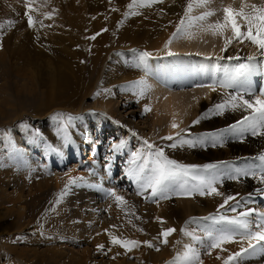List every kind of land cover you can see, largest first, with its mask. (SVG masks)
I'll return each instance as SVG.
<instances>
[{
    "label": "rangeland",
    "instance_id": "374dc122",
    "mask_svg": "<svg viewBox=\"0 0 264 264\" xmlns=\"http://www.w3.org/2000/svg\"><path fill=\"white\" fill-rule=\"evenodd\" d=\"M30 2L35 9L29 13L35 21L31 28L25 15L26 0H0V26H3L0 28V264H13L14 261L16 264H37V259L34 258L25 259L23 263L21 254L27 257H33L36 253L54 256L60 249L67 252L70 260L80 259L84 261L82 264H95L99 253L95 249L96 245L108 241L110 235L126 240L137 232H145L146 225L151 219L146 214V208H142L141 205L147 207L151 206V203H156L161 207L184 209L187 205L198 208L199 204L203 208L200 205L201 200L206 203L210 196L195 194L191 198L172 196L169 199H151V192L148 191L149 197L141 200L136 206L133 201L136 195L133 189L135 181L126 175L129 170L126 164L107 152L105 144L108 143L107 137L113 130L103 126L100 127L101 134L92 127L94 139L97 141L100 138L102 142L104 141L105 147L100 148L101 151H98L90 163L93 162L96 169L100 168L104 176L97 179L90 175L86 176L84 174L87 173V169L84 168H79L77 173L73 172L75 169L73 166L78 162V158L73 157V154L78 155L81 152L79 147H82L78 137V130L81 131L82 125L77 126V123L81 121L84 112L98 115L97 111L90 108L96 103V96L101 97L100 94H105L104 90L110 89L109 86L112 85L110 79H113L116 85L113 89L127 92L129 89L133 90L134 100L132 99L130 106L137 107L143 98H146L147 93L140 97L141 90L136 91L131 87V77L136 72L132 51L124 50L117 42L114 45L108 44L109 41L100 39L101 34L98 32L102 27L101 23L121 25V21L125 23L137 21L144 13L140 12L144 8L137 9L140 15L126 17L125 14L129 11L127 6L131 0H30ZM151 8L155 7L149 9ZM46 14L50 15L51 19L46 18ZM92 36H96V39H90ZM97 42L100 46H105L97 65L99 69L95 75L90 76L89 71L83 68L81 94L78 104L73 107L72 98L54 93L52 81L59 73L58 66L64 61L72 60V57L78 58L74 63L82 68L85 46L89 45L88 50H92ZM258 65L263 67L260 73L263 81L262 56H259ZM115 70L119 73L113 76L112 71ZM91 80V86L86 89ZM102 81L107 85L100 88ZM253 86L254 83H248L247 89ZM262 86L260 83L257 94L252 98L258 96L263 99ZM194 87L190 84L186 89ZM247 89H225L227 93L225 101L230 95H236L238 92L244 97ZM120 92L115 91L117 100L122 99ZM211 106V104L208 106L209 112L215 109ZM144 108L141 118L133 119L132 123L138 125L142 121L150 120L149 113H145ZM97 110L105 112L99 106ZM120 112L126 115L124 109H120ZM231 112V107H227L223 111L225 117H220L228 118ZM210 113L214 114L215 111ZM69 117L72 119L69 120ZM231 125L233 122L230 120L227 128L229 129ZM195 133L193 128L182 135L179 131L175 135L170 133L160 135L157 131L153 132L150 143L154 145V149L150 152L159 148L168 159L182 164L177 160L182 158L186 149L190 151L191 148H198L203 152H210L214 148L222 150V159L219 162L221 169L218 168L220 171L217 172L223 177V181L222 184L216 185L217 190L223 196L228 192L231 194L233 184L239 183L240 190L245 191L244 184L247 183V179L252 180L251 184L255 185V180L249 177L240 181L228 178L229 174L237 170V164L231 160L229 152L235 138L241 142L239 137L221 130V133H228V137H218L213 146V141L207 139L208 134L196 142ZM167 136L174 137L176 147H170L174 141L163 139ZM181 139L189 141L192 146L188 143L181 146L179 144ZM45 145L48 147L47 150L44 148ZM90 152L91 149L86 148L82 160H90ZM67 158L72 160V165L62 166ZM108 169L115 173L107 176L104 173H107ZM91 170L93 169H89ZM70 178H82L78 182L83 186L71 187L61 202L56 203ZM103 178L107 183L111 178H119L117 182L115 180L114 185L111 184L109 190L128 200L126 204L118 207L115 200L107 195L108 192L102 193L95 186ZM258 184L264 186L260 182ZM240 195L242 194H239L237 200L239 203L243 201V196ZM234 201L233 204L236 205L237 202ZM261 203L259 206H263V200ZM246 206L247 203L243 207ZM243 207L239 206L238 210H244ZM220 214L229 216L232 211L228 209ZM171 218H162L161 221ZM143 250L139 246L123 255L112 252L107 254L104 260L109 263L116 258H125L127 262L142 264L130 253ZM147 251L155 253L156 249L151 248Z\"/></svg>",
    "mask_w": 264,
    "mask_h": 264
},
{
    "label": "bare ground",
    "instance_id": "6f19581e",
    "mask_svg": "<svg viewBox=\"0 0 264 264\" xmlns=\"http://www.w3.org/2000/svg\"><path fill=\"white\" fill-rule=\"evenodd\" d=\"M240 2L241 0H213L208 10H216L217 16L211 17L209 22H214L217 18H222V12L219 11L222 7L227 6L229 3H232L234 7H238ZM247 2L261 4L264 3V0H247ZM187 3L188 0H165L163 3L154 4L153 6L155 8H151L152 10L149 9L150 7L144 8V10L141 8L140 10L142 11L140 12H144L142 13L144 16L141 15V17H139L140 19L135 22L125 23V21H121V25L100 24L102 26L98 30L101 34L100 39L109 41L108 44L111 45L117 42L124 50L132 51V55L135 57L134 66H136V72L134 76L131 77V87L137 91L146 86L150 90L147 92L146 98H143V101L137 107H133L130 106L132 99L134 100L133 90L129 89L127 92L120 89H113L116 88V85L114 80L110 79L112 83V85L109 86L110 89L104 90L105 94H100L102 95L101 97L96 96V103L93 105V108H90V110L97 111L98 115L91 114L88 111L84 112L81 121L77 123V126L79 124L82 125L81 131L78 130V137L82 143V147H79L81 152H79L78 155L73 154V157L76 156L78 158V162H76L77 165L73 166L75 167L73 170L74 173H77L79 168L87 169V173L89 169H93L89 171V174L85 173L84 175H90L95 179L103 177L104 175H102L100 168L96 169L93 162H90L94 160L93 158L98 151H101L100 148L102 149L105 145L108 148L107 152L117 157V160L121 159L122 163L126 164V168L131 170L143 164L145 158H149L148 154L151 149L147 148L144 141L147 140L150 143L153 132L157 131L160 135L166 133L175 135V133L179 131V134L182 135L193 128L196 131V142H198L202 136L208 134L209 136L207 139L209 138L210 141L214 143L217 142L218 137H228V133H221V130L228 129L227 127L230 120L234 125L245 116L251 114V110L244 111L243 108L232 110L230 113L231 116H228V118L220 117L224 116L223 113L216 114L215 112L211 114L208 110L209 104L212 105L211 107L222 104V101L227 99L226 90L217 88L216 91H212L209 88L198 87V85L211 83L213 78L217 80L222 79L226 68L229 66L233 68L240 63H249L247 57L255 56V60L251 61V63L257 65V72L249 77V84L254 83V86L247 89V91L251 92V95L245 94L243 99L249 101L256 100L259 98L258 96L255 99L252 97L257 94L260 83L263 84L262 89H264V80L262 81L261 78L263 77H261L260 74L263 67L261 68L258 65L259 56L261 55L257 48L245 42L243 45L238 43L233 44L226 52H221L223 40L219 37L214 38L211 35H205L202 39H174L168 47H165L167 42L172 39L179 20L184 14ZM204 10L205 9H197L193 15H199ZM72 22L74 23V21ZM105 27L107 28L106 31ZM88 47L89 45H86L83 51L85 56L82 61V64L84 63L82 68L77 67L74 63V60L77 61L78 58L75 56L73 59L72 57V60L64 61L58 66L59 73L52 81L54 93L72 98L73 107H76L78 104V98L81 94L80 83L83 76V68L85 67L86 70L89 71L90 76L95 75L99 69L97 65L101 58L102 51L105 48V46H100L98 42L94 45L92 50H88ZM169 52L173 53V55H169ZM143 53H148L149 56L144 58L142 62ZM66 55L68 56V54ZM230 56H239L240 59H217V57ZM262 57L264 59V56ZM192 59H194V62H192ZM85 60L86 62H84ZM118 73L117 70L112 71L113 76H116ZM140 81L146 82V85H140L138 83ZM91 84L92 80L89 81L86 89H89ZM190 84H193L195 87L193 89H186ZM106 85L107 84L102 81L100 88L106 87ZM117 90L121 91L119 93L122 98L121 100L115 98V91ZM261 96L264 99V95ZM146 105L152 108V111L149 112L150 120L142 121L138 125L132 123L133 119L137 117L141 118L143 115L142 110ZM98 106L105 112L97 110ZM198 108H200V114ZM120 109H124L126 115L121 114ZM205 115H207V118H202ZM197 120H199V122L194 123V121ZM173 121L178 124V128H172L171 125ZM102 126L113 130V133L107 137V141H109L105 145L103 144L104 141L102 142L100 138H97V141L94 139V130H92V127H94V129H97L98 134H101L102 128L100 127ZM235 139L229 153L231 160L236 162L237 169L253 167V165L258 166L261 162L253 158L264 155V136H252L250 133H246L242 142L236 141ZM88 147L91 149L90 160L84 161L81 157L85 154V150ZM44 148L47 150V145H45ZM221 152L222 150L215 148L210 152H203V150L198 148H191L190 151L186 149L182 158L177 161H181L182 165L196 166L198 168H203L205 165L212 164L217 166L215 171H220L218 168L221 169L219 164L222 159ZM110 155H108V157ZM134 156L139 157L135 163H133ZM112 161L114 162L115 159ZM71 163H73L72 160L67 158L62 166L68 164L72 165ZM114 173L115 172L111 173L108 169L107 173L104 174L112 176ZM118 179L119 178H111L107 183L105 181L106 179L103 178L100 179L99 183H96L95 186H97L102 193H106L110 191L109 188L114 185L115 180L117 182ZM254 180L255 185H252V182H250L252 180L247 179V183L244 184L246 187L245 191L242 189L240 190L241 185L239 183L233 184L232 188L234 189H232L231 194L228 192L224 196H234L238 203V196L241 193L242 195L240 196H243V201L239 203L241 208L247 203V206H249L243 207L244 209H255L258 213H264V209L261 210V208H264V204L263 206H259L262 200L264 203V195L257 192L258 189H264V186L258 184V179ZM190 182L194 183V181ZM232 182L233 181H231V183ZM116 185L117 184H115V186ZM133 185L136 195L135 199L131 200L135 201L137 206V204H140L141 200L147 199L149 194L147 191L143 195H137L138 186L136 182ZM224 196L222 198L210 196L206 203L201 200L202 203H200V205H202L203 208L199 206V204L198 208L193 205H185L186 207L184 209H179L177 207H161L159 205L157 206L156 203H151V206L147 207L141 205L142 208H146V214L151 220L150 223L146 225L144 233L137 232L132 237L126 239L140 241V247L144 249L140 252L133 251L130 254H133L137 262L142 264H179V262L176 261V257L178 255L182 256L186 250V246L191 245L201 252V258L204 264H222V260H217L216 256L220 255L221 257H227V251L221 253L219 249H216L211 255H205L204 249H201L198 244H194L191 235H185L181 230L184 229L188 233L203 237L205 230L224 226L223 223L219 221V217L222 215L220 212L230 209L231 206H235V204H233L235 201L232 200L229 201V204L225 205L224 208H220V205L224 203ZM238 211H242V209ZM236 215V212H232V214L226 217L232 218ZM212 216L217 217V219H208ZM157 218L159 219L157 220ZM162 218L171 219L163 220L162 223ZM251 219L255 221L258 217L254 213ZM169 228H174L176 231L167 238L168 243L164 244L162 243L163 237L161 236V232ZM144 242H151L154 245L152 248L154 250L159 248V251L156 250L155 253L147 251V249L151 250V248L147 247ZM99 245H103V249H99ZM224 247L231 252L240 250V245L236 243L227 244ZM95 249L99 252L98 254L96 253L98 256L96 257L97 260L95 264H136L127 262L125 258H116L106 263L104 258L107 254L115 252L123 255L126 252L125 249L121 248L119 245L114 246L110 239L105 243L96 245ZM66 254L67 252L63 249L58 250L54 256L36 253L33 257H27L21 254V260L25 263V259L34 258L37 259V264H71L74 262L80 264L84 262L80 259L70 260ZM19 259L20 258H18V260ZM13 264H16V262L14 261ZM244 264H264V256L250 257Z\"/></svg>",
    "mask_w": 264,
    "mask_h": 264
},
{
    "label": "snow or ice",
    "instance_id": "6c2138e0",
    "mask_svg": "<svg viewBox=\"0 0 264 264\" xmlns=\"http://www.w3.org/2000/svg\"><path fill=\"white\" fill-rule=\"evenodd\" d=\"M163 2L164 0H131V3L127 6L129 11L125 16L140 15L137 9L152 7L154 4ZM212 2L213 0H188L184 14L176 27V31L165 47H168L174 39H202L205 35H211L214 38L219 37L223 40L221 52H226L233 44L238 43L243 45L245 42H248L259 50L261 56H264V3L256 4L247 2V0H241L238 7H234L232 3H229L219 10L222 12V18H217L214 22H209L211 17L217 16L216 10H208ZM25 6L27 8L25 15L28 19V26L31 28L34 26L35 21L29 13L35 11V9L30 0H26ZM197 9L205 10L199 15H193ZM115 10L113 9V11ZM46 18L51 19V16L46 14ZM11 23L10 21L9 24ZM2 27L0 26V28ZM90 39L95 40L96 36H92ZM168 54L173 55L171 52ZM148 56V53H143L142 62ZM255 58V56H248L247 60L249 63H240L233 68H226L222 79L217 80L213 78L211 83L200 84L198 87L209 88L212 91H216L217 88L247 89L249 77L257 72V65L251 63ZM217 59L239 60L240 57H217ZM138 83L140 85H146L144 81ZM149 90L146 86L142 87L139 96L144 97ZM246 94L251 95V92L246 91ZM261 95H264V92ZM227 107H231L232 110L240 108H243L244 111L251 110V114L245 116L236 124L231 125L229 129L224 130L225 132H231L233 135L239 137L241 142L246 133H251L252 136H264V99L257 98L254 101H249L243 99V95L238 92L236 95H230L224 103L217 104L215 109L210 110V112L215 111L216 114H222ZM151 111L152 108L146 105L144 112L149 113ZM202 118H207V115ZM68 119L71 120L72 118L69 117ZM198 122L199 120L194 121V123ZM171 126L173 129L178 128V124L175 121L172 122ZM65 138L67 139V137ZM163 139L174 141L170 147L174 148L177 146L174 137L167 136ZM185 143L192 146L189 141H184L183 139L179 141L181 146ZM144 144L148 149H154V145L147 140L144 141ZM213 146H215V143ZM148 156L152 159L145 158L143 164L138 165L126 173L129 179L136 182L138 186L137 195H143L150 190L151 199H169L172 196L191 198L195 194L200 196H223L216 188V185L222 184L223 181V177L215 171L217 168L216 165L208 164L203 166V168L185 166L168 159L163 150L159 148H155L154 151L149 152ZM137 159L139 157L134 156L133 163ZM253 159H257L261 163L258 166L237 169L234 173L229 174L228 178L240 181L242 178L250 177L252 179H258L261 184H264V155ZM80 180L82 178H70L65 185V190L60 194V199L56 203L61 202L71 187L83 186L78 182ZM190 181H194V183ZM257 192L264 195V189H258ZM107 195L115 200L118 207L127 203L124 197L117 195L115 191H109ZM235 199L236 197L234 196H224V203L220 205V208H224L225 205L229 204V201ZM238 208L239 202L235 206L230 207V211L237 213L235 217L229 218L221 215L219 221L224 226L205 230L203 237L188 233L184 229L181 231L185 235H191L194 244H198L201 249H204L205 255H211L216 249H219L221 253L227 251V257L216 256L217 260H222V264H244L250 257L264 256V213H258L255 209L247 208L238 211ZM254 213L258 217L255 221L251 219ZM208 219L216 220L217 217L212 216ZM161 222L163 223V221ZM138 230L142 231V229ZM175 231L174 228L162 231V243L167 244V238ZM110 240L114 246L119 245L126 252L139 247L141 243L136 240H123L111 235ZM144 243L149 248L154 247L151 242ZM231 243L239 244L240 250L231 252L224 247ZM103 247V245L98 246L99 249H103ZM156 250L159 251V248H156ZM176 261L179 264H204L201 258V252L191 245L186 246L184 254L182 256L178 255Z\"/></svg>",
    "mask_w": 264,
    "mask_h": 264
}]
</instances>
